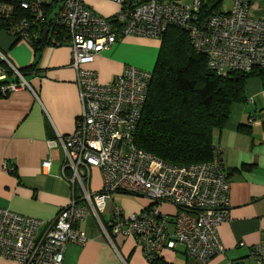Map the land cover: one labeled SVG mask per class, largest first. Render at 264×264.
<instances>
[{
    "label": "built area",
    "instance_id": "2783aa9c",
    "mask_svg": "<svg viewBox=\"0 0 264 264\" xmlns=\"http://www.w3.org/2000/svg\"><path fill=\"white\" fill-rule=\"evenodd\" d=\"M109 1L117 8L102 15L84 0H0V20L9 32L31 43L47 27L46 41L69 46L81 103L74 132L48 142L64 150L63 169L70 175L63 177L72 185L69 203L49 221L0 206V256L16 264H63L68 244L87 241L79 224L90 212L99 220L113 202L112 194L121 192L148 197L154 205L168 203L178 211L167 215L149 206L127 213L114 205L110 226L103 227L110 241L131 238L148 264L163 249L178 245L188 257L206 264L224 251L217 230L229 213L231 179L219 147L213 146L208 161L181 165L139 148L134 133L151 70L125 64L103 83L87 65L122 36L160 39L175 27L187 33L218 75L264 69V17L253 15L247 0H232L229 8L210 13L202 12L205 0ZM0 82L2 95L31 89L1 51ZM42 166L47 169L50 161ZM94 168L100 171L101 187L91 192L88 183ZM251 254L255 264H264V241L254 244Z\"/></svg>",
    "mask_w": 264,
    "mask_h": 264
},
{
    "label": "crops",
    "instance_id": "0c3cea01",
    "mask_svg": "<svg viewBox=\"0 0 264 264\" xmlns=\"http://www.w3.org/2000/svg\"><path fill=\"white\" fill-rule=\"evenodd\" d=\"M84 1L102 15L117 8L109 0ZM217 1L220 9L232 3L230 0L228 7H223V0ZM247 1L253 15L264 17V0ZM142 43L155 50L159 46L155 38L122 36L87 66L97 71L103 83L120 73L125 64L149 70L153 58L138 55ZM0 51L19 69L35 62L33 45L5 30H0ZM70 61L68 45L47 44L39 54L37 69L24 75L31 89L0 94V206L44 221L51 220L72 195V185L63 177V173L70 175L69 169H63L64 150L59 143L54 147L48 144L58 135L74 132L81 111ZM246 93L247 100L231 106L223 129L213 138L229 173L231 189L228 217L217 230L224 251L206 264H255L252 246L264 241V84L259 77L248 78ZM44 160L50 161L47 169L42 166ZM100 187V171L94 168L88 189L94 192ZM118 196L112 195L113 202L107 204L99 220L90 212L79 224L87 241L68 244L63 264H147L131 238L117 236L110 241L103 231L110 226L114 205L127 213L143 209L126 207L123 196ZM159 256L169 264H204L188 257L181 245L163 249ZM0 264L16 263L0 256Z\"/></svg>",
    "mask_w": 264,
    "mask_h": 264
},
{
    "label": "trees",
    "instance_id": "16d2710c",
    "mask_svg": "<svg viewBox=\"0 0 264 264\" xmlns=\"http://www.w3.org/2000/svg\"><path fill=\"white\" fill-rule=\"evenodd\" d=\"M219 2L205 0L202 12L220 9ZM8 29L7 23L0 20V30L19 38ZM31 44L35 62L19 69L23 76L28 70L37 69L39 54L50 43L39 35ZM151 72L134 142L139 148L175 165L210 160L214 135L223 129L231 106L247 100L248 78L259 77L264 84V69L230 72L226 76L216 74L208 67L206 55L190 43L187 33L175 27L168 28L161 37ZM125 260L128 262V258ZM149 264L169 263L159 256Z\"/></svg>",
    "mask_w": 264,
    "mask_h": 264
},
{
    "label": "rangeland",
    "instance_id": "374dc122",
    "mask_svg": "<svg viewBox=\"0 0 264 264\" xmlns=\"http://www.w3.org/2000/svg\"><path fill=\"white\" fill-rule=\"evenodd\" d=\"M114 3V2H113ZM116 4V3H115ZM230 4V0H223L222 5L223 7H228V5ZM117 5V4H116ZM224 9V8H223ZM97 11V10H96ZM98 12V11H97ZM158 43L159 46H157V49L155 50L154 47L151 48V45H148L146 43H142V45H140L139 48V52L138 55L142 54L144 56H150L151 58H153V62L150 66V69L153 68L155 60H156V56L161 44V38L158 39ZM149 69V70H150ZM121 193H113L112 195L115 196H123L122 198L124 199V204L126 205V207H133V206H137L138 208H147L149 206L152 207H158L159 210L163 213V214H167V215H174L178 210L175 206H172L168 203H164L161 205H154V201H152L150 198L142 196V195H133V194H121ZM124 209V208H123Z\"/></svg>",
    "mask_w": 264,
    "mask_h": 264
},
{
    "label": "water",
    "instance_id": "95a60500",
    "mask_svg": "<svg viewBox=\"0 0 264 264\" xmlns=\"http://www.w3.org/2000/svg\"><path fill=\"white\" fill-rule=\"evenodd\" d=\"M47 32H48V28L47 27H44L43 28V35H42V40H44V41L46 39Z\"/></svg>",
    "mask_w": 264,
    "mask_h": 264
}]
</instances>
